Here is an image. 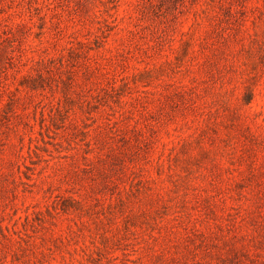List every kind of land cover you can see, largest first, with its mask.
<instances>
[{
  "label": "rangeland",
  "instance_id": "rangeland-1",
  "mask_svg": "<svg viewBox=\"0 0 264 264\" xmlns=\"http://www.w3.org/2000/svg\"><path fill=\"white\" fill-rule=\"evenodd\" d=\"M0 264H264V0H0Z\"/></svg>",
  "mask_w": 264,
  "mask_h": 264
}]
</instances>
